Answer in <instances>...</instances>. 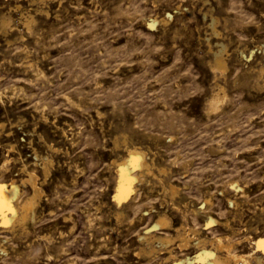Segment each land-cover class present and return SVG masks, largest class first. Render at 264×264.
<instances>
[{
    "label": "rangeland",
    "instance_id": "rangeland-1",
    "mask_svg": "<svg viewBox=\"0 0 264 264\" xmlns=\"http://www.w3.org/2000/svg\"><path fill=\"white\" fill-rule=\"evenodd\" d=\"M263 48L264 0H0V185L17 184L18 206L30 175L41 190L27 227L0 212V264H180L218 239L256 252ZM134 147L152 170L133 171L121 207L116 166ZM163 215L171 229H154Z\"/></svg>",
    "mask_w": 264,
    "mask_h": 264
},
{
    "label": "bare ground",
    "instance_id": "bare-ground-1",
    "mask_svg": "<svg viewBox=\"0 0 264 264\" xmlns=\"http://www.w3.org/2000/svg\"><path fill=\"white\" fill-rule=\"evenodd\" d=\"M45 1V0H44ZM43 12V11H42ZM8 16V15H7ZM29 16V15H28ZM6 17V16H5ZM32 17H33V15H32ZM30 19H31V17H29ZM7 19V18H6ZM8 19H9V17H8ZM8 19L6 20V21H8ZM32 20H34L33 18L31 19V20H29L28 19V21L27 20H25L26 22H28V24H30L31 23V21ZM9 21H10V19H9ZM36 22V21H35ZM7 23V22H6ZM9 23H11V21L9 22ZM32 23H34V22H32ZM215 23V22H214ZM27 24V25H28ZM156 24V22L155 21H153V23H152V26H154ZM8 26H9V24H8ZM29 26V25H28ZM31 26V25H30ZM29 26V27H30ZM214 28H215V26H214ZM30 29V28H29ZM216 29V28H215ZM214 29V30H215ZM217 31V30H216ZM215 32V31H214ZM222 45V44H221ZM217 48V47H216ZM220 49V48H219ZM263 50H264V48H263ZM228 66L226 65V62H225V60H224V58H223V48L222 49H220V50H218V51H215V53H214V68L216 69V70H219V71H221V72H224L225 70H226V68H227ZM214 70V69H213ZM218 71V72H219ZM216 72V71H215ZM220 74V73H219ZM223 74V73H222ZM246 80V79H245ZM223 89V88H222ZM221 90V89H220ZM219 90V91H220ZM221 92V91H220ZM217 94V93H216ZM222 94H224V93H222ZM219 96V95H218ZM217 97V96H216ZM216 97H215V100H219L218 98L216 99ZM222 99V98H221ZM220 99V100H221ZM223 102H224V99H223ZM222 101H221V103H223ZM218 103V102H217ZM220 106V105H219ZM215 107V106H214ZM220 108V107H219ZM215 109V108H214ZM212 110V109H211ZM147 160H148V158H147ZM147 160H146V156H145V153H144V151H142V150H140V149H138V148H135L134 147V149H130L129 150V158L128 159H126L125 161H123V162H121V164L120 163H118L117 164V173H118V181L117 182H119L118 183V186H117V188H118V191H117V194L116 195H114V196H116V198H117V200L119 201V203L118 202H115V203H118V205H121V207H122V204H125V203H120L121 201H124V200H128V197H130V194H131V192L133 191V183L135 182V180L137 179V177H134V170L135 169H137V170H139L141 173H143V172H147V173H149V172H151V167H150V165L147 163ZM149 162V161H148ZM115 163V162H114ZM113 163V164H114ZM117 163V162H116ZM48 167V166H47ZM44 169V168H43ZM25 170V169H24ZM29 172H31V171H29ZM153 172V171H152ZM27 173V172H26ZM151 174V173H150ZM29 175V174H28ZM36 175V174H35ZM137 175V174H136ZM139 175V174H138ZM142 174H140L139 176H141ZM148 175V174H147ZM144 176H145V173H144ZM150 176V175H149ZM37 177V176H36ZM141 177H143V176H141ZM159 177V176H158ZM145 178H147V177H145ZM138 179H140V178H138ZM37 180V179H36ZM136 181H138V180H136ZM24 182V181H23ZM25 182H28V181H25ZM139 182V181H138ZM10 183H12V181L10 182ZM29 183H31V188H32V191H33V195L32 194H30V195H32L31 197H25V200L18 206V205H16V204H14V201H15V199L17 198V196L19 195V187L18 186H16L15 185V183H12L10 186H6V185H0V212H2V213H5V211H7V212H10L11 213V217H9L8 215V213H6V214H4V215H1V217L3 218V220L1 221V222H3V224L5 223V225L6 224H9V226H11V225H13L14 226V228L16 227V226H20V227H24L25 225H26V227H27V222L29 221V220H33L34 219V217L36 216L35 214H36V212H35V210L34 209H36V206H37V202H38V197H39V194H40V192H41V190L38 188V186H37V184L35 183V181H34V176L33 175H30V178H29ZM24 184V183H23ZM232 184V183H231ZM164 185H165V183H164ZM173 186V185H172ZM165 187V186H164ZM167 187V189H168V186H166ZM174 187V186H173ZM171 188V190H173V194H175L176 193V190H175V188ZM235 187V186H234ZM24 188V187H23ZM136 189V188H135ZM134 189V190H135ZM171 190H169V192L171 191ZM26 192V191H25ZM31 191H29V193H30ZM135 192V191H134ZM165 192V191H164ZM21 194V193H20ZM27 194V193H26ZM171 194H172V192H171ZM29 195V194H28ZM27 195V196H28ZM165 195V194H164ZM165 197V196H164ZM115 198V197H114ZM116 198L114 199L115 201H116ZM162 198V197H161ZM176 199H177V197H175ZM179 198V197H178ZM19 199V198H18ZM162 200V199H161ZM167 200H169V199H167ZM160 201V200H159ZM178 201L180 202V200L178 199ZM207 201V200H206ZM15 202H17V201H15ZM125 202V201H124ZM165 202V201H164ZM169 202V201H168ZM171 202V201H170ZM174 202H176V201H173V204H174ZM205 203V202H204ZM210 203L211 202H209V205H210ZM143 204V203H142ZM162 204V203H161ZM164 204V203H163ZM172 204V205H173ZM181 204V203H180ZM139 205V204H138ZM204 205L205 204H203V207H204ZM117 206V205H116ZM131 207H132V205H130ZM129 206V207H130ZM141 206V205H140ZM139 206V207H140ZM162 206V205H161ZM176 206H178V205H176ZM206 206V205H205ZM118 207V206H117ZM124 207H126L125 205H124ZM136 208H137V205L135 206ZM174 207V206H173ZM181 207V206H180ZM133 208V207H132ZM141 208V207H140ZM163 208H165V207H163ZM167 208V207H166ZM117 209H119V208H117ZM120 209H122V208H120ZM128 208H126V210H127ZM155 209V208H154ZM156 209H158L157 207H156ZM156 209H155V211H156ZM168 209V208H167ZM186 209H188V208H186ZM123 210V209H122ZM159 210V209H158ZM162 210H164V209H162ZM166 210V209H165ZM174 210V209H173ZM175 211H177V209L175 210ZM174 211V212H175ZM118 212V211H117ZM143 212H144V210H143ZM167 212V211H166ZM125 213H126V211H125ZM152 213V212H151ZM154 213V212H153ZM1 214V213H0ZM150 214V213H149ZM158 214V213H157ZM167 214V213H166ZM152 215V214H151ZM161 215V214H160ZM119 216H120V214H119ZM118 216V217H119ZM144 217H146V215H143ZM156 216V215H155ZM155 216H153V217H155ZM168 216V215H167ZM149 217H151L150 215H149ZM209 217V216H208ZM157 218V217H156ZM155 218V219H156ZM169 217H167L166 218V216H159V218H158V220L155 222V224H153V228L154 229H156V228H158L157 230H159L160 231V229L159 228H168V227H170V228H168V229H171V223H170V218L168 219ZM207 218V217H206ZM211 218H213V217H211ZM153 219V218H152ZM35 220V219H34ZM150 220V219H149ZM188 220V219H187ZM186 220V221H187ZM210 220V219H209ZM182 221V220H181ZM186 221L184 222V223H186ZM216 221L214 220V218L213 219H211L210 220V222H209V224H214ZM1 224V223H0ZM146 226H148V225H146ZM12 227V226H11ZM151 227V226H150ZM150 227H148V228H150ZM178 227H180V226H178ZM184 227V226H183ZM190 227V226H189ZM4 228V227H3ZM6 228H9V227H6ZM19 228V227H18ZM17 228V229H18ZM29 228V227H28ZM181 228H182V226H181ZM188 228V227H187ZM5 229V228H4ZM16 229V231H18ZM180 229V228H179ZM179 229L177 230L178 231V233L180 232L179 231ZM1 230V229H0ZM10 230L11 229H9L8 231L10 232ZM165 230V229H164ZM163 230V231H164ZM193 230H195V229H193ZM192 230V231H193ZM199 230V229H198ZM162 230H161V232H163ZM175 231V230H174ZM173 231V232H174ZM186 231H188V230H186ZM4 232V231H3ZM143 232V231H142ZM142 232H140V233H142ZM145 232V231H144ZM148 232H149V230H148ZM153 232V231H152ZM8 233V232H7ZM16 233V232H15ZM155 233V232H154ZM153 233V234H154ZM181 233V232H180ZM197 233V232H196ZM22 234V233H21ZM24 234V233H23ZM143 234V233H142ZM141 234V235H142ZM150 234V233H149ZM158 234V233H157ZM157 234H155V235H157ZM177 234V233H176ZM182 234V233H181ZM144 235V234H143ZM164 235V234H163ZM177 235H179V234H177ZM188 235V234H187ZM197 235V234H196ZM14 236H16V235H14ZM19 236V235H18ZM145 236H147V233H146V235ZM144 236V237H145ZM158 236V235H157ZM192 236V235H191ZM19 237H21V236H19ZM161 237V236H160ZM166 237V236H165ZM9 238V237H8ZM15 238V237H14ZM18 238V237H17ZM25 238V237H24ZM152 238V237H151ZM164 238V237H163ZM166 238H168V237H166ZM203 238V237H202ZM250 238V237H249ZM2 240H3V238H1ZM4 239H6V238H4ZM10 239V238H9ZM149 239H150V237H149ZM161 239V238H160ZM165 239V238H164ZM162 240L163 241V244H164V247H166L165 245H167V244H169V243H171L172 242V240ZM174 239V238H173ZM179 238H177V240H178ZM195 239V238H194ZM19 240H21V239H19ZM151 240H153V239H151ZM151 240H150V242H151ZM199 240V239H198ZM206 240V239H205ZM142 241H144V240H142ZM147 241V240H146ZM156 241V240H155ZM154 241V242H155ZM158 241V240H157ZM161 241V240H160ZM160 241H159V243H160ZM191 241H192V239H191ZM0 242H2V241H0ZM10 242H11V240H10ZM141 242V241H140ZM153 242V241H152ZM198 242V241H197ZM225 242V241H224ZM248 242V241H247ZM250 242H251V240H250ZM145 243V242H144ZM147 243V242H146ZM156 243V242H155ZM189 240H188V238L187 237H182V240H181V244H179L180 245V247H188L189 246ZM217 245H216V247H215V249H210V250H208V248L206 247V244L207 243H205V241L204 240H202V241H199L197 244H199V246L201 245L202 246V248H201V251H200V253L199 254H197L196 256H195V258L194 257H192V258H194V259H192L191 257V259L190 258H188V256H186L187 257V259L186 260H184V261H181L180 262V264L181 263H183V264H198V263H207V264H232L233 262H235V263H237L238 261H240V263L241 262H243V264H251V261L252 260H254L255 261V263L256 264H264V258H263V256L262 255H259L257 252L258 251H261V253L264 255V236L263 237H259V238H257L253 243H254V248H255V251L256 252H254V253H252L250 256H247V255H245V254H243V255H245V256H240V255H242V254H238V255H233V253H231L230 252V248H231V246L229 245V244H225V243H223V240L222 239H218L217 240ZM228 243V242H227ZM252 243V244H253ZM3 244V243H2ZM6 243H4V245H5ZM176 244V243H175ZM251 243H249V245H250ZM251 244V245H252ZM154 245V244H153ZM142 246V245H141ZM143 246H145V244H143ZM3 247V246H2ZM46 247H48L47 245H46ZM50 247V246H49ZM147 247V246H146ZM150 247V246H149ZM163 247V246H162ZM161 247V248H162ZM163 247V248H164ZM167 247H168V245H167ZM177 247H178V245H177ZM190 247V246H189ZM195 247V246H194ZM4 248V247H3ZM6 248V247H5ZM154 248V247H153ZM158 248V247H157ZM179 248V247H178ZM191 248V247H190ZM13 249V248H12ZM145 249H147V248H145ZM149 249V248H148ZM160 249V248H159ZM223 249H226L227 250V253L226 254H224V255H222V254H219V251L220 250H223ZM252 249V248H251ZM6 250V249H5ZM155 250V249H154ZM167 250H168V248H167ZM200 250V249H199ZM4 251V250H3ZM7 251V250H6ZM16 251V250H15ZM142 251V250H141ZM182 251V250H181ZM143 252H144V250H143ZM251 252H253V251H251ZM149 253H151V252H149ZM167 253V252H166ZM12 254V253H11ZM174 255H175V253H174ZM174 255H173V258H175L174 257ZM4 256V255H3ZM2 257V256H1ZM14 257H16V256H14ZM183 258H185V255H184V257ZM177 260V259H176ZM179 261V260H178ZM179 263V262H178Z\"/></svg>",
    "mask_w": 264,
    "mask_h": 264
}]
</instances>
